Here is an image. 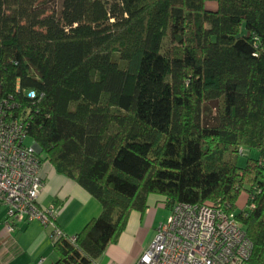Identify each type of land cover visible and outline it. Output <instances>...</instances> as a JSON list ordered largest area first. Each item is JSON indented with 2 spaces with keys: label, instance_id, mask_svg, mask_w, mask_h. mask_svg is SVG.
I'll return each mask as SVG.
<instances>
[{
  "label": "trees",
  "instance_id": "obj_1",
  "mask_svg": "<svg viewBox=\"0 0 264 264\" xmlns=\"http://www.w3.org/2000/svg\"><path fill=\"white\" fill-rule=\"evenodd\" d=\"M0 98L103 208L55 264H96L150 195L236 213L264 264V0H0Z\"/></svg>",
  "mask_w": 264,
  "mask_h": 264
},
{
  "label": "built area",
  "instance_id": "obj_2",
  "mask_svg": "<svg viewBox=\"0 0 264 264\" xmlns=\"http://www.w3.org/2000/svg\"><path fill=\"white\" fill-rule=\"evenodd\" d=\"M28 96L35 99L36 93ZM14 109L10 99L0 98V208L6 209L5 233L11 236L19 224L40 222L52 229L55 242L64 234L57 225L60 207L39 204L45 180L37 145L26 144L30 111L16 118ZM252 252L236 213L221 205L175 204L137 264H249Z\"/></svg>",
  "mask_w": 264,
  "mask_h": 264
},
{
  "label": "crops",
  "instance_id": "obj_3",
  "mask_svg": "<svg viewBox=\"0 0 264 264\" xmlns=\"http://www.w3.org/2000/svg\"><path fill=\"white\" fill-rule=\"evenodd\" d=\"M42 177L45 185L39 204L44 208L45 204L50 206L55 201L59 203L61 207L57 214V225L65 235L76 236L91 220L101 215L103 208L96 198L76 181L58 174L47 162L43 163ZM164 208V197L150 195L145 213L135 211L131 214L128 226L118 242L109 245L96 264H137L154 240L159 225L170 214ZM161 211L167 214L159 220ZM4 218L0 220V264L57 262L52 229L40 222L22 223L14 234L8 236Z\"/></svg>",
  "mask_w": 264,
  "mask_h": 264
},
{
  "label": "rangeland",
  "instance_id": "obj_4",
  "mask_svg": "<svg viewBox=\"0 0 264 264\" xmlns=\"http://www.w3.org/2000/svg\"><path fill=\"white\" fill-rule=\"evenodd\" d=\"M214 106L212 105V107L211 108H213ZM216 112V110L215 109H213V111H212V114H214ZM211 115V114H210ZM209 115V116H210ZM26 144L27 145H34V142L31 140V139H27L26 140ZM251 153V152H250ZM249 152L247 153V157H243L242 158V160H241V162H240V165L242 166V165H244V163H245V161L247 160V158L249 157V156H252V157H255V155L257 154V151H252V153L250 154ZM156 196H159V195H156ZM161 197V196H160ZM248 198H249V194H248V192L246 191V190H242L241 192H240V194H239V196H238V199H237V202H236V207H237V210H236V212L238 213V212H241V211H243V210H245L246 208H247V203H248ZM47 207H49V206H47L46 204H45V207L44 208H47ZM166 211H167V213H168V211H169V213H170V210L169 209H166V208H164ZM5 212H6V209L4 208V207H1L0 208V220L3 218V217H5ZM166 212L164 213L163 211H161V212H159V216H158V219L159 220H161L162 218H163V216L165 215L166 216V214H167ZM166 221V220H165ZM164 221V222H165ZM163 222V223H164Z\"/></svg>",
  "mask_w": 264,
  "mask_h": 264
}]
</instances>
